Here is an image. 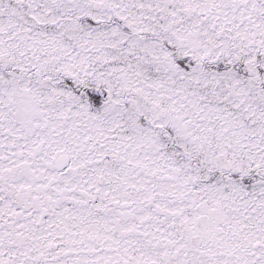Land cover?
Wrapping results in <instances>:
<instances>
[{
	"label": "snow or ice",
	"instance_id": "6c2138e0",
	"mask_svg": "<svg viewBox=\"0 0 264 264\" xmlns=\"http://www.w3.org/2000/svg\"><path fill=\"white\" fill-rule=\"evenodd\" d=\"M0 264H264V0H0Z\"/></svg>",
	"mask_w": 264,
	"mask_h": 264
}]
</instances>
